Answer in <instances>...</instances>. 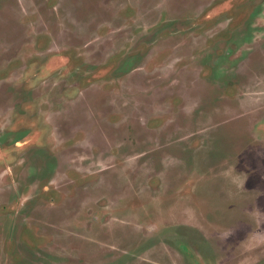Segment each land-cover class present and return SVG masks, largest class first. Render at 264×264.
Listing matches in <instances>:
<instances>
[{
  "label": "rangeland",
  "instance_id": "1",
  "mask_svg": "<svg viewBox=\"0 0 264 264\" xmlns=\"http://www.w3.org/2000/svg\"><path fill=\"white\" fill-rule=\"evenodd\" d=\"M0 264H264V0H0Z\"/></svg>",
  "mask_w": 264,
  "mask_h": 264
}]
</instances>
